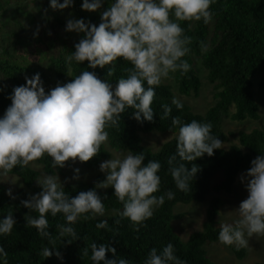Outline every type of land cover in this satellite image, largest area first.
Returning <instances> with one entry per match:
<instances>
[{"label": "clouds", "instance_id": "clouds-1", "mask_svg": "<svg viewBox=\"0 0 264 264\" xmlns=\"http://www.w3.org/2000/svg\"><path fill=\"white\" fill-rule=\"evenodd\" d=\"M215 0H108L109 6L100 13V22H85L84 18H68L65 31L83 33L74 44V51L65 57L66 62L87 61L88 67L104 68L117 58L132 65L127 76H121L115 84L101 79L95 71L84 69L71 80L45 92L40 73L25 77V83L14 86L10 94L11 103L0 115V170L7 172L16 165H27L29 161L47 153L52 166L64 167L68 160L88 161L100 150L108 139L106 128L116 125L121 113L131 108L138 122L152 121V101L156 94L154 85L161 83L170 73L180 70L183 74L190 68L183 59L188 52L190 36L180 21L209 23L213 18L210 5ZM74 0H49L53 10H63L73 5ZM103 0H82V10L96 11ZM47 11V10H45ZM174 17V18H173ZM38 34L34 33V35ZM112 64L109 75L114 71ZM145 83L148 85L145 86ZM172 103L182 108V102L173 97ZM163 116L171 112L170 105H162ZM172 125L178 126L175 152L168 157V172L176 187L190 190L200 166L191 163L207 154L214 155L223 142L211 133L212 123L192 119L182 122L179 116L172 117ZM250 162V167L239 177L247 196L234 209L237 214L231 222L220 223L218 240L225 245L247 246L254 234L264 235V152H259ZM179 158V159H178ZM143 151L117 154L100 163L105 179L94 188L80 191L70 197L64 190L57 172L44 175L37 183L41 190L21 200V204L39 215L26 213L27 225L34 226L43 237H50L47 213L55 216L62 213L68 222L58 225L60 236L78 239L73 227L79 218L88 219L105 213V205L97 188L111 186L116 198L122 202L121 217L129 219L134 229L150 218L154 209L175 193L169 189L155 195L160 189L161 167L159 160L143 163ZM79 168L73 169L72 179H79ZM67 179V178H65ZM6 194L11 198L12 189ZM87 214V215H85ZM117 223L119 221H116ZM16 220L11 212L0 218V234L11 232ZM107 220L98 221L97 228H105ZM67 243H71L66 241ZM42 255H55L63 259L57 248L43 247ZM90 253V254H89ZM111 253V257H106ZM114 246L93 241L81 249V256H88L91 264H132V261L116 255ZM7 252L0 245V261L7 264ZM143 264H187L175 254L169 241L161 249L152 247Z\"/></svg>", "mask_w": 264, "mask_h": 264}, {"label": "trees", "instance_id": "trees-1", "mask_svg": "<svg viewBox=\"0 0 264 264\" xmlns=\"http://www.w3.org/2000/svg\"><path fill=\"white\" fill-rule=\"evenodd\" d=\"M81 3L82 0H74L69 8L53 10L49 7V0H38L37 16H35L38 30L44 35L51 36L52 55L48 70L52 75L53 87L57 83L63 84L71 80L84 69L95 71L99 78L115 84L121 76H127V70L132 67L131 63L123 58H117L112 62L115 68L110 75L108 69L112 64L105 65L104 68L97 66L91 69L87 61L73 60L69 66L65 57L74 51V44L83 37V33L65 31L66 20L84 18L85 22L93 24L100 22V14L82 10ZM7 5V2L0 5V11ZM108 6V0H103L100 13ZM210 8L214 15L209 23H204L203 20L180 21L185 29L184 34L191 37L187 45L189 50L183 57L190 64V68L183 74L177 70L168 77L173 81L178 95L196 96L202 83L198 66L204 72L205 81L213 91L212 103L206 111L202 115L195 114L184 103L182 108H177L172 103L171 88L161 81L160 84L153 86L156 94L152 101L154 109L152 121L138 122L132 116L133 109L128 108L121 113V119L116 125L106 128L108 132L106 142L110 149L125 152L128 149L133 152L143 151L145 155L143 163H147L148 160H159L160 189L154 194L160 195L171 189L175 196L172 199L166 198L162 205L154 209L153 215L144 221L142 226L134 229L128 218L120 216L123 205L114 195L111 186L100 191L96 190L104 202L105 213L88 219L82 217L77 219L73 227L78 239L72 241L70 236L59 235L58 225L68 223L62 213H57L55 216L46 214L51 236L43 237L34 226L27 225L25 214L29 209L21 204V200L29 198L30 193L34 194L41 190L40 185H35L38 172L27 165L18 164L7 172L3 171L5 175L18 178L22 184L23 188L12 194L15 198L7 195L6 187L0 184V218L11 212L16 220L11 232L0 234V245L8 254L7 264H91L88 256H81V249L93 241L97 244L106 243L114 246L117 250L116 255L129 259L132 264H143L152 247L159 250L169 241L174 245L175 254L187 264H214L207 257L204 246L219 241L216 219L223 206L221 198L213 196L208 200L201 230L191 234L184 241L174 233L171 226V223L180 217L173 213V208L177 204L202 203L209 192L231 194L237 176L250 167L251 160L259 155V152H264V130L253 128L248 132L238 131L235 134V143L229 144L226 148L215 149L214 155L205 154L193 162L185 161L184 163H189L188 167L191 163L200 166L193 181H190L191 187L187 192L176 187L168 172V157L175 152L176 138L163 143L155 152L143 146L141 140V134L150 132L178 133V126L172 125L171 121L172 117L179 116L185 123L192 119L210 121L211 133L218 136L224 144L234 135L221 130L222 119L227 118L234 122L259 119L255 93L264 97V0H215ZM38 36L39 33L36 34L37 38ZM37 72L40 73L47 92L48 78L39 61L32 63L24 59H15L8 51L2 50L0 115L11 103L10 94L13 87L24 84L26 76L31 77ZM145 86L148 85L145 83ZM165 104L171 107L167 117L163 116L164 109L161 107ZM109 158L110 154L102 143L98 153L88 161L70 159L62 168L53 167L52 158L47 153L34 161L41 167L44 175L57 172L58 176H62L64 170L72 163H77L87 170H94L100 162ZM217 174H220L221 179L211 184V179ZM102 180L103 177L96 176L92 182L63 183V187L72 197L80 191L94 188L96 183ZM29 214L39 215L34 210ZM100 220L108 221L105 228L96 227ZM45 246L57 248L63 259H58L55 255L45 258L41 251ZM231 251L238 260L245 255L242 248H232ZM106 257H111V253H106ZM0 264H3V261H0ZM253 264H264V262Z\"/></svg>", "mask_w": 264, "mask_h": 264}, {"label": "rangeland", "instance_id": "rangeland-1", "mask_svg": "<svg viewBox=\"0 0 264 264\" xmlns=\"http://www.w3.org/2000/svg\"><path fill=\"white\" fill-rule=\"evenodd\" d=\"M8 5L5 9L0 11V54L3 49L15 59H24L35 63L39 61L40 67L46 73L48 78V85L46 89L53 88L49 72V63L51 57V36L40 33L37 24V9L38 0H0V5ZM62 2V0H61ZM100 14V9L95 11ZM38 32V38L34 33ZM199 76L201 78V87L196 96L184 97L180 96L175 91V86L170 78H163L162 82L171 88L173 97L179 99L182 103L189 106L191 111L195 114L202 115L212 103V88L205 81L204 72L197 66ZM1 82V79H0ZM255 101L258 106L259 119L256 121L245 120L243 122H234L230 119H222L220 127L224 133H232L234 137L229 138V141L222 144L221 148H226L229 144L235 143V134L238 131L248 132L253 128H260L264 130V97L255 93ZM177 133H158L150 132L141 134L142 145L149 148L152 152L157 151L160 146L176 138ZM105 148L110 154V158L116 156L118 153L127 154L125 151H115L108 147L107 142H103ZM109 158V159H110ZM101 163V162H100ZM94 170H87L82 168L77 163H72L67 167L62 176H59L62 183H76V182H92L96 176L105 179V172L100 171L99 165ZM28 167L38 172V178L35 185L38 186V180L42 179L44 174L41 167L31 160L27 164ZM79 168V179H72L73 169ZM242 174V173H241ZM239 174L236 178L231 194L209 192L202 203L177 204L173 208V213L180 215V217L171 223L174 233L181 239L186 240L191 234L201 230V224L204 220V211L208 200L213 196H218L223 201V206L219 210L216 219L217 226L220 227L222 221L231 222L237 218L234 209L238 207L239 202L246 198L247 191L241 183ZM67 178V179H65ZM221 179L220 174L214 176L210 183L215 184ZM0 184L11 188L12 194L22 189V184L15 176L5 175L3 170H0ZM104 188H97L100 191ZM33 194V193H30ZM232 248H242L245 255L241 260H238L233 255ZM207 257L214 264H253L256 262H264V235L254 234L249 238V243L244 247H237L235 245H225L220 241L208 243L204 246Z\"/></svg>", "mask_w": 264, "mask_h": 264}]
</instances>
